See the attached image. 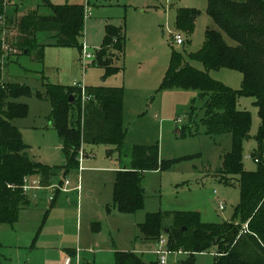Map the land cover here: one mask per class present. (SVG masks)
I'll list each match as a JSON object with an SVG mask.
<instances>
[{"label":"rangeland","instance_id":"obj_1","mask_svg":"<svg viewBox=\"0 0 264 264\" xmlns=\"http://www.w3.org/2000/svg\"><path fill=\"white\" fill-rule=\"evenodd\" d=\"M50 1L56 5H84L85 31L80 38V48L56 46L52 32L36 33V42L45 45L44 61L37 59L35 51L18 52L1 70L0 79L4 82H18L30 87L32 95L20 99L29 105V114L15 120L14 124L23 133V142L29 147L31 159L54 168V174L47 184L42 176V184H50L48 188L25 194L33 203L41 195L45 199L39 202V208L21 214L17 234L14 233L16 225L0 223V264H52L63 260L67 248L97 249V260L110 263L114 260L115 249L134 252L144 261L158 264L157 244L163 236L167 243L162 248L168 247L169 236L167 232L158 240L143 236L140 226L149 213L198 212L204 223L232 221L241 203L240 175H230L227 180L217 175L222 156L232 149V136L206 133L203 124L205 100L198 90L162 88L173 52L190 60L191 54L204 47L209 27L218 28L207 13L209 1ZM42 2L15 0L19 7L17 11L12 2L5 6L4 14L10 18L15 35L19 32L17 23L23 14L38 8L40 14L51 15L50 8ZM181 8H194L200 12L190 34L177 27V14ZM108 24L122 28L126 36L124 52L113 51V65L119 69L106 75L105 69L96 65L97 59H94L84 70L82 46L97 52L103 45ZM177 34L182 36L184 43L175 41ZM112 48L107 49L108 53ZM190 63L199 70L205 69L200 61L190 60ZM209 73L213 79L234 90L243 88L244 75L237 69H212ZM77 82L84 83L87 90L99 86L124 88L123 147L118 150L113 145L84 144L79 167L66 172L63 166L68 163V158L62 150L58 132L49 121L52 105L46 97V83L72 87ZM237 106L252 114L251 137L244 145L243 162L246 170L254 171L264 164V160L259 164L248 157L256 154V134L261 123L259 108L255 98L246 94L238 95ZM135 145H159L160 163H175L164 170L147 171L142 180L147 193L144 207L136 213H123L114 207V182L116 172L122 166L130 167L129 153ZM66 180L70 190L56 196V206L51 208V196L62 191L58 186H65ZM220 201L224 203V209L220 208ZM48 208L51 211L46 217ZM50 219H56L52 224L56 229L48 228ZM171 219L172 215L166 222ZM91 221L97 223V228L90 233ZM30 225L36 226L38 233L35 246L16 249L19 235ZM78 225L84 233L89 232L83 234L81 243ZM45 236H50L49 241H43ZM215 250L201 253L182 250L180 254L169 256V264L174 261L177 264H213L217 257Z\"/></svg>","mask_w":264,"mask_h":264},{"label":"trees","instance_id":"obj_2","mask_svg":"<svg viewBox=\"0 0 264 264\" xmlns=\"http://www.w3.org/2000/svg\"><path fill=\"white\" fill-rule=\"evenodd\" d=\"M42 1L50 8L51 15L40 14L38 8L24 14L17 23L16 41L19 52L35 51L41 62L45 57V45L36 42V33L52 32L56 46L80 48L86 19L84 5ZM208 1L207 13L218 28L209 27L204 47L189 57L202 62L205 69L199 70L174 51L162 88L198 90L205 100L203 124L206 133L232 136V149L222 156L217 175L223 180L230 175H240L241 203L230 222L204 223L198 212H156L148 214L140 229L150 240H158L167 231L171 250L201 253L214 248L217 257L213 264H264V0ZM4 11V2L0 0V15ZM199 14L194 8H181L177 14L178 29L192 33ZM125 38L122 28L106 26L103 45L95 60L96 65L105 69L106 75L119 69L113 65V51L124 52ZM1 52L0 44V57ZM220 68L241 71L243 88L234 90L213 79L209 71ZM88 89L91 96L83 99L74 86L46 83V97L52 105L49 121L62 140V150L68 158L63 166L66 172L79 167L84 144L113 145L118 150L123 147L124 88ZM239 94L253 96L259 108L261 123L256 134V154L252 156L263 165L254 171L246 170L243 162L244 145L251 137L252 114L238 108ZM31 95L28 85L0 84V223H16L22 208L30 205L22 188L25 177L43 176L47 184L54 174V168L31 159L23 133L14 124L15 120L28 116L29 105L20 99ZM70 95H74V102L70 101ZM129 154L130 167L125 165L116 172L113 203L120 212L136 213L144 207L147 198L142 186L145 173L170 168L175 161L160 163L159 145H135ZM41 181L43 183V178ZM170 215L172 219L166 222ZM113 264L156 263H148L134 252L118 250Z\"/></svg>","mask_w":264,"mask_h":264},{"label":"built area","instance_id":"obj_3","mask_svg":"<svg viewBox=\"0 0 264 264\" xmlns=\"http://www.w3.org/2000/svg\"><path fill=\"white\" fill-rule=\"evenodd\" d=\"M4 2V7L8 4L11 3L12 0H3ZM18 34L15 35L14 30L12 28V25L9 22L8 16L6 14L0 15V44H1V57H0V70H4L5 66L11 59V57L19 52V48L16 46V41H17ZM175 41L178 44L184 43V40L180 34H177L175 36ZM84 49V70L87 68L88 62L94 61L96 59V53L97 52H90L88 49H86L85 46H83ZM0 84H4V81L0 79ZM74 87L80 90L81 95L83 99H86L91 96V94L88 93L87 86L84 83L77 82L74 84ZM83 156V154H82ZM80 157H81V151H80ZM249 158L255 160L256 162H259L258 158L253 157L252 155H248ZM65 186H58L64 191L70 190L67 188V185H69V181L66 180L64 182ZM48 186H44L42 184L41 178L38 176H29L25 177L24 179V184L22 186L24 193L29 195L30 192H34L37 190H42ZM57 187V188H58ZM78 190L80 189L79 187L77 188ZM216 192V191H215ZM54 197L51 196V200H53ZM224 203L220 201V208L224 209ZM247 226V225H246ZM167 241L166 239L162 236L159 239V242L157 244L158 248L155 250V253L157 255V260L158 264H169V256L171 254H180L183 251L179 250H171L166 246L165 248H162L164 244H166ZM65 264H83L81 256H80V249L77 250L76 253V261L72 262L71 259H67ZM173 264H177L176 261L173 262Z\"/></svg>","mask_w":264,"mask_h":264},{"label":"crops","instance_id":"obj_4","mask_svg":"<svg viewBox=\"0 0 264 264\" xmlns=\"http://www.w3.org/2000/svg\"><path fill=\"white\" fill-rule=\"evenodd\" d=\"M11 4H14V6L15 7H13V8H15L16 10L15 11H17V9L19 8L18 7V5L15 3V0H12V3ZM90 9V8H89ZM17 13V12H16ZM28 13V12H27ZM26 14V13H25ZM24 15V14H23ZM130 161V160H129ZM124 166H122L121 167V169L123 168ZM120 170V169H119ZM50 180H51V178H50ZM50 186V185H49ZM46 188H48V187H46ZM43 190V189H42ZM61 192H64V190H62V191H56V192H54V199L52 200V203L50 204L51 205V208L55 205L56 206V196H59L60 194H61ZM29 199H30V197H29ZM43 199H45V197L44 196H39V200L36 202V203H33V201L30 199V205H28L27 207H24V208H22V210L20 211V215H19V219H18V221L20 220V217H21V214L23 213V212H26V211H29L30 209H35L36 207H38L39 208V202L41 201V200H43ZM51 208L49 209H46V211H45V216L47 217L48 215H49V212L51 211ZM48 210H49V212H48ZM48 212V213H47ZM45 217V218H46ZM22 220L23 219H25V218H21ZM25 221H26V219H25ZM49 224H48V228L50 229V228H55L56 229V225H52L54 222L56 223V219H50L49 221ZM18 222H16V223H14V224H11V225H16L15 227H14V233L15 234H17L18 233V229L16 228V227H18V225L19 224H17ZM9 224V223H8ZM39 224V223H38ZM96 224V225H95ZM79 226V225H78ZM36 226H32V225H30V228L28 229V230H26V231H24L21 235H19V237H18V239H17V241H16V243H15V248L16 249H27L28 247L29 248H33L34 246H35V242H36V239H37V236H38V233L36 232V228H35ZM89 228H90V230H89V232L91 233L93 230H95V228H97V223H92V221L90 222V224H89ZM89 232H83V229H82V226L80 227L79 226V228H78V240H79V242L81 243L82 241H83V239H84V236H83V234L84 235H88L89 234ZM49 238H50V236H45L44 238H43V241H49ZM24 239H26L25 240V243L23 242L24 241ZM32 242V243H31ZM31 244V245H30ZM80 245V244H79ZM36 248H37V246H36ZM35 249V248H34ZM78 249H80V248H67V250H66V252H67V255L63 258V260L62 261H58V262H53L52 264H65L66 263V261H67V259H71V261L72 262H75L76 261V253H77V250ZM117 250L115 249L114 250V260H113V262L112 263H110L111 261H102V260H97V249H84V250H82V249H80V256H81V259H82V262H83V264L85 263V264H93V263H95V264H113L114 262H115V252H116ZM87 254L86 256L85 255H83V254Z\"/></svg>","mask_w":264,"mask_h":264},{"label":"water","instance_id":"obj_5","mask_svg":"<svg viewBox=\"0 0 264 264\" xmlns=\"http://www.w3.org/2000/svg\"><path fill=\"white\" fill-rule=\"evenodd\" d=\"M69 98H70V101H71V102H74V100H75V97H74V95H70V97H69ZM177 131H180V129H179V130H177ZM184 229H185V228H184ZM166 232H167V231H166Z\"/></svg>","mask_w":264,"mask_h":264}]
</instances>
